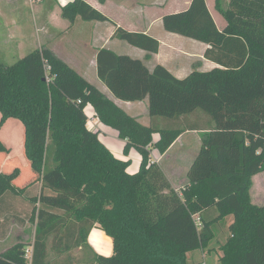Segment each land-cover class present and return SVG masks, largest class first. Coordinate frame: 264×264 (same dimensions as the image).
Instances as JSON below:
<instances>
[{"label": "trees", "instance_id": "1", "mask_svg": "<svg viewBox=\"0 0 264 264\" xmlns=\"http://www.w3.org/2000/svg\"><path fill=\"white\" fill-rule=\"evenodd\" d=\"M215 9L225 20L222 29L205 0H190L161 23L167 32L205 43L203 57L218 67L178 78L161 64L149 69L140 58L98 49L99 80L115 99L146 98L149 125L49 47L11 64L0 60V126L7 118L21 121L24 155L36 174L17 187L20 169L0 170V199L40 182L23 220L35 226L31 260L26 243L16 241L0 253V264H195L187 254L208 247L220 226L225 238L217 264H264V204L250 196L252 177L264 170V0H215ZM61 14L69 21L110 22L84 0L62 5ZM113 37L144 50L145 58L160 46L153 36L120 26ZM87 104L124 140V155L131 148L139 153L135 172L127 170L130 159L115 157L99 131L86 127ZM196 111L210 120L186 127L182 121ZM187 128L203 131L201 145L187 183L174 189L151 150L163 153ZM153 133H159L156 141ZM0 152H8L1 142ZM95 224L112 240L108 256L87 242Z\"/></svg>", "mask_w": 264, "mask_h": 264}, {"label": "crops", "instance_id": "2", "mask_svg": "<svg viewBox=\"0 0 264 264\" xmlns=\"http://www.w3.org/2000/svg\"><path fill=\"white\" fill-rule=\"evenodd\" d=\"M69 1L71 0H28L31 7L34 4H42L43 2H46L47 6L43 7L41 5V7H36L37 16L41 22L40 41H38L39 44L37 48L42 45L52 49L60 58L75 68L79 74L84 76L89 82L119 104L129 115L133 116L144 125H149L151 123V119L148 115L147 99L144 98L140 101H121L115 99L97 77L96 53L98 49L102 47L109 48L108 45H111L113 48L109 49L116 52L115 49L119 48V43L116 41L118 39L113 37L116 26H120L128 31L144 32L159 41L160 46L158 52L152 54L149 58H145L146 52L142 49L143 53H141V56H134L135 58L142 59L146 65L147 61L151 59L150 64H148L149 66L147 65L149 69H152L156 64H161L174 76L182 78L175 73H182V75L186 76L191 71V67L194 63L196 65L198 64V66L201 64L205 65V70L219 66L203 57L204 50L207 47L205 43H201L202 45L200 46L196 43H191L192 46H196V49L176 50V42L172 41L174 37L167 34L163 35L160 31L153 29L155 22L161 21V17L164 14L185 9L190 0H162L158 4L155 0L150 3L146 0H104L102 2L99 0H84L107 16L110 22L84 21L79 17H75L72 21H69L61 14V6ZM227 1L228 0L224 1V4H226ZM205 2L216 26L222 29L225 25V20L215 9V0H205ZM154 9H157L159 12L156 14V17H151L150 13ZM9 29H12V32ZM8 32L9 41H11V39L22 41L24 39V31L21 25L15 21L13 25L8 28ZM159 34L163 35L164 38L162 39L158 36ZM173 52H179L180 54L176 55V58H174L175 55H173ZM88 69L91 70L90 73H93L94 79L89 78ZM87 107H85L86 114L93 111L91 106ZM87 109H89L88 112H86ZM143 114L145 115L144 120L142 119L144 116ZM157 122L160 125L163 124V121L157 120ZM182 122L184 124V120ZM105 126L106 125L101 122L96 125V130L99 131V139L111 153L116 156L113 153V150H116V146L110 140L109 132L106 130L104 131L103 128H105ZM186 127L189 128L190 126ZM188 128L183 131L163 153H159L156 149L151 150V161L156 162L161 167L174 189H180L187 183V172L201 145V133L203 131ZM114 134L118 136L116 131ZM158 138L159 133H153V140L156 141ZM189 139L192 141H189ZM0 142L8 149V152H0V170L2 172H10L13 168L18 167L20 169V174L13 181L14 185L17 187H23L33 181L36 174L32 171L24 155V129L20 120L16 118H7L3 122L0 126ZM123 159H125V157ZM137 160L138 169L140 155ZM253 180L254 178L252 181ZM39 190L40 182H37L21 195H5L0 199V253L5 251L16 241L25 243V240L23 241L25 236L23 230L26 225V222L23 223L25 212L19 209V207H16V205L28 202V196H33L38 193ZM250 195L251 201L254 204L260 205L252 198L251 191ZM230 220L231 218H229V222ZM16 221H18V223ZM13 225L16 226V230L12 238ZM87 242L96 253L106 256L112 253V240L98 224H95L91 229L87 237ZM196 251L188 253L187 256L195 254ZM218 251L219 259L222 252L219 249Z\"/></svg>", "mask_w": 264, "mask_h": 264}, {"label": "rangeland", "instance_id": "3", "mask_svg": "<svg viewBox=\"0 0 264 264\" xmlns=\"http://www.w3.org/2000/svg\"><path fill=\"white\" fill-rule=\"evenodd\" d=\"M147 2H152L153 0H146ZM156 3L158 4L162 0H155ZM226 1V0H224ZM47 7L46 2H43L42 4H34L32 7L30 6L28 0H0V60L4 62L5 64H11L15 62L18 58L22 57L29 51L33 50L34 48L38 47V41L39 36H40V20L37 16L36 12V7ZM159 11L157 9H154L151 13V17H156V14ZM17 22L21 25L22 30L24 31V39L22 41H16V39H11V41L8 40L9 37V32L8 28L13 25V22ZM7 28V31H6ZM154 30H158L163 35L167 34L171 37H174L172 41L176 42V50H189L190 48L196 49V46H192L191 43H196L197 45H202L198 40L188 38L179 34L167 32L164 30L161 21H156L154 26ZM10 31L12 29H9ZM12 32V31H11ZM163 35L159 34L162 39L164 38ZM184 39V40H182ZM116 40V39H114ZM117 43H119V48L115 49L116 52L118 53H125L130 56H141V53L143 51L125 41L121 40H116ZM42 46V45H40ZM109 48H113L111 45H108ZM179 52H173L174 58H176V55H179ZM151 60V59H150ZM150 60L147 61V65L150 64ZM149 66V65H148ZM172 68V67H170ZM198 69V70H205V65L201 64L198 66L194 63V65L191 67L192 69ZM90 69L87 70L89 73V78L94 79V75L91 72ZM174 72V71H173ZM177 74L179 77H184L185 75ZM88 108V107H87ZM89 109L86 110L88 112ZM91 111V110H90ZM91 113V112H89ZM88 113V114H89ZM144 115V114H143ZM145 118V115L143 116V120ZM156 120L162 121V118L156 117ZM207 120H210V118L203 114L201 111H196L194 114L189 115L185 120L184 124L186 126H194L195 122L196 124H199L201 126H205ZM179 125V123H177ZM104 131L106 130L109 132V137L112 143L116 146V150H113V153L116 155L115 157L123 159H130V163L127 167L128 172H135L137 170V165H138V157L139 153L136 151L135 148H131L130 151L128 152L127 155H124L122 152L123 150V145H124V140L121 138H118L116 136L115 130L105 126L103 128ZM112 135V136H111ZM189 141H192L189 139ZM189 145V144H188ZM124 155V156H123ZM256 175V176H255ZM254 177H252L253 184L251 188V194L252 198L255 199V202L258 204H264V170L255 174ZM251 196V195H250ZM30 205V203H29ZM16 207H19L25 214H29L30 207L28 206V202L22 203L21 205L17 204ZM26 216V215H25ZM26 221V220H25ZM24 221V222H25ZM18 223V221H16ZM26 225L24 226V239L26 243V248L32 243L33 237H34V223L31 222L30 220L26 221ZM13 230V236L15 235V230L16 226H12ZM224 228L220 226L219 228L216 227L215 229V234L217 235L209 244L208 247L196 251L195 254H190L189 259H191L195 264H217L218 260V255H219V245L223 242L225 235L224 233ZM92 251H94L91 248ZM82 252H80V249H74L73 250V255L75 257H79ZM86 256L91 255L90 250L86 249L85 252Z\"/></svg>", "mask_w": 264, "mask_h": 264}, {"label": "built area", "instance_id": "4", "mask_svg": "<svg viewBox=\"0 0 264 264\" xmlns=\"http://www.w3.org/2000/svg\"><path fill=\"white\" fill-rule=\"evenodd\" d=\"M79 102V100H78ZM87 106H91L90 104H87ZM86 106V107H87ZM92 108V106H91ZM93 110V108H92ZM87 115V121H86V127L89 129V130H96L97 127L96 125L100 122L99 121V118L97 117L95 111H91L90 114H86ZM195 221L196 223H198L199 225V218L197 215H195ZM24 256L30 261L31 260V256H32V244H30L27 248L25 247L24 249Z\"/></svg>", "mask_w": 264, "mask_h": 264}]
</instances>
